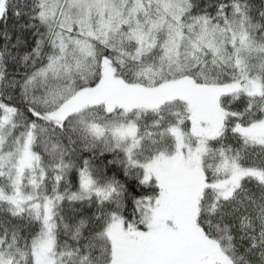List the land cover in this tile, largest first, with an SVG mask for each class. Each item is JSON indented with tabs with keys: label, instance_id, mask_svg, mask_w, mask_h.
<instances>
[{
	"label": "snow or ice",
	"instance_id": "snow-or-ice-1",
	"mask_svg": "<svg viewBox=\"0 0 264 264\" xmlns=\"http://www.w3.org/2000/svg\"><path fill=\"white\" fill-rule=\"evenodd\" d=\"M0 264H264V0H0Z\"/></svg>",
	"mask_w": 264,
	"mask_h": 264
}]
</instances>
